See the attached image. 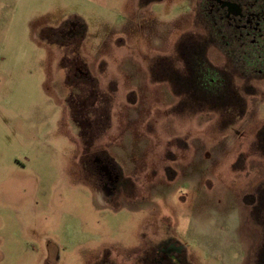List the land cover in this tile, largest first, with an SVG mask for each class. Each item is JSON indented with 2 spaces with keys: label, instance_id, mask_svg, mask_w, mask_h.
Masks as SVG:
<instances>
[{
  "label": "rangeland",
  "instance_id": "rangeland-1",
  "mask_svg": "<svg viewBox=\"0 0 264 264\" xmlns=\"http://www.w3.org/2000/svg\"><path fill=\"white\" fill-rule=\"evenodd\" d=\"M204 8L0 0V264H264V44L168 82Z\"/></svg>",
  "mask_w": 264,
  "mask_h": 264
},
{
  "label": "flooded vegetation",
  "instance_id": "flooded-vegetation-1",
  "mask_svg": "<svg viewBox=\"0 0 264 264\" xmlns=\"http://www.w3.org/2000/svg\"><path fill=\"white\" fill-rule=\"evenodd\" d=\"M204 13L208 18L207 22L212 25L211 29H206V38L202 39L200 35L195 40V46L184 49L183 52L179 48L177 53L179 57L187 58L186 69L189 70L188 77L191 79L184 78L179 74L181 71L177 67L170 65L169 72L172 74L168 82L177 86H186V83H189L195 91H206L205 93L213 95L212 88L219 87L218 72L222 73L223 70L211 61L209 46L221 38L226 45L233 44L238 49L253 46L261 50L264 44V0H205ZM96 161L101 163L102 160L98 158ZM99 168L102 172L97 174L108 178L105 186L108 185V180L111 183L115 182L114 178L118 180L119 174L114 171L115 168L110 169L107 163L100 164ZM95 170L97 171V168Z\"/></svg>",
  "mask_w": 264,
  "mask_h": 264
},
{
  "label": "trees",
  "instance_id": "trees-1",
  "mask_svg": "<svg viewBox=\"0 0 264 264\" xmlns=\"http://www.w3.org/2000/svg\"><path fill=\"white\" fill-rule=\"evenodd\" d=\"M76 23H78V25L81 27V28H83V30L85 31V25H84V23H83V21H81V20H79V19H77V22ZM56 32H54V37L52 38V40L53 41H56V42H58V43H60L59 42V40H58V36H57V34H55ZM84 35V34H83ZM62 44V43H61Z\"/></svg>",
  "mask_w": 264,
  "mask_h": 264
}]
</instances>
